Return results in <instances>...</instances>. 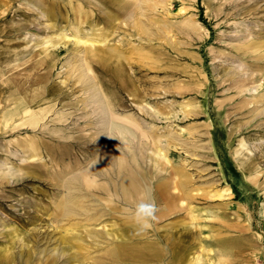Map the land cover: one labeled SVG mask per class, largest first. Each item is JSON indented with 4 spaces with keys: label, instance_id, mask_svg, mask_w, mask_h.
Segmentation results:
<instances>
[{
    "label": "rangeland",
    "instance_id": "obj_1",
    "mask_svg": "<svg viewBox=\"0 0 264 264\" xmlns=\"http://www.w3.org/2000/svg\"><path fill=\"white\" fill-rule=\"evenodd\" d=\"M262 92L264 0H0V264H264Z\"/></svg>",
    "mask_w": 264,
    "mask_h": 264
},
{
    "label": "clouds",
    "instance_id": "obj_2",
    "mask_svg": "<svg viewBox=\"0 0 264 264\" xmlns=\"http://www.w3.org/2000/svg\"><path fill=\"white\" fill-rule=\"evenodd\" d=\"M96 160L93 166L97 163ZM137 226L138 233L151 228L152 223L157 221L159 208L154 198H146L137 202L132 209L128 210Z\"/></svg>",
    "mask_w": 264,
    "mask_h": 264
},
{
    "label": "bare ground",
    "instance_id": "obj_3",
    "mask_svg": "<svg viewBox=\"0 0 264 264\" xmlns=\"http://www.w3.org/2000/svg\"><path fill=\"white\" fill-rule=\"evenodd\" d=\"M157 1V0H156ZM138 7H136V9H137ZM143 8V7H142ZM141 10V9H140ZM144 10V9H143ZM143 10H141V12L143 11ZM144 14H145V11H144ZM165 15V14H164ZM143 16V15H142ZM134 17V16H133ZM141 19V18H140ZM147 25V24H146ZM151 29V28H150ZM152 30V29H151ZM155 30V29H154ZM160 30V29H159ZM126 31V30H125ZM152 32V31H151ZM60 35H61V33H60ZM62 36V35H61ZM84 42H86V40L84 41ZM74 58V57H73ZM79 58V57H78ZM74 62H76V61H74ZM73 63V62H72ZM78 64V63H77ZM76 64V65H77ZM110 65H113V66H115V68H114V71L115 72H119L121 69H120V67H119V65H118V61H113ZM83 70V69H82ZM82 72V71H81ZM77 75V74H76ZM83 78L84 77H86V74H85V72L83 71ZM81 78V77H80ZM82 80V79H81ZM88 82V81H87ZM109 93H111L110 91H109ZM107 95V94H106ZM106 97V96H105ZM109 97V96H108ZM107 97V98H108ZM253 97V96H252ZM259 97L260 98H262V99H264V92H262V93H260L259 94ZM97 98H100V97H97ZM97 101V100H96ZM117 102V101H116ZM115 102V103H116ZM99 104V103H98ZM262 104V103H261ZM33 105V104H32ZM100 105V104H99ZM102 105V104H101ZM100 105V106H101ZM239 105H241V104H239ZM108 108H109V106H108ZM50 109V108H49ZM261 111V110H260ZM104 112V111H103ZM36 113V112H35ZM43 115V114H42ZM195 115V114H194ZM23 118V117H22ZM114 122V121H113ZM113 125V124H112ZM116 129H118V134H119V136L121 135H124L123 134V132H122V130H120L119 128H116ZM113 131V130H112ZM129 133V132H128ZM112 135V134H111ZM110 135V136H111ZM114 135V134H113ZM128 135H130V134H128ZM109 136V135H108ZM124 138V137H123ZM109 139H110V137H109ZM109 141V140H108ZM124 141H126V140H124ZM126 144H128V143H126ZM126 146V145H125ZM262 147V146H261ZM106 148V147H105ZM107 149V148H106ZM262 149H264V147H262ZM262 151V150H261ZM260 151V152H261ZM108 153V152H107ZM112 153V152H111ZM262 154H264V153H262ZM112 155V154H111ZM87 171V170H86ZM75 176V175H74ZM69 179V178H68ZM126 184L130 187V190L132 191L133 189H134V186H133V183H132V181L131 180H129V181H127L126 182ZM69 186V185H68ZM69 189V188H68ZM70 189H72V188H70ZM70 192H71V190H70ZM68 194V193H67ZM135 199V198H134ZM67 200V199H66ZM63 211L65 212V214L66 215H69V214H74L75 213V206L72 204V203H70L69 202V199H68V202L67 203H64V205H63ZM76 214V213H75ZM55 248V247H54ZM54 252V251H53ZM57 252V251H56ZM40 253V252H39ZM67 253V252H66ZM66 256V255H65ZM27 257V256H26ZM78 257V256H77ZM70 258V257H69ZM76 258V257H75ZM11 259V258H10ZM67 259V258H66ZM72 259V258H71ZM79 259V258H78ZM74 260V259H73Z\"/></svg>",
    "mask_w": 264,
    "mask_h": 264
},
{
    "label": "crops",
    "instance_id": "obj_4",
    "mask_svg": "<svg viewBox=\"0 0 264 264\" xmlns=\"http://www.w3.org/2000/svg\"><path fill=\"white\" fill-rule=\"evenodd\" d=\"M5 101H6V99H5ZM36 106H37V104L35 105L34 101H30V102H27L25 104V108L23 107V110H26V111H29V110L33 111L34 110V111H36L37 110ZM31 113H34V112H31ZM32 116L35 117V119H36V116L34 114ZM27 118H30V117H27Z\"/></svg>",
    "mask_w": 264,
    "mask_h": 264
}]
</instances>
